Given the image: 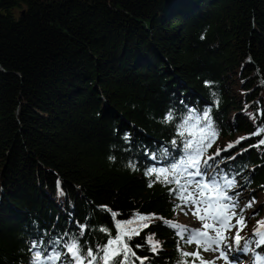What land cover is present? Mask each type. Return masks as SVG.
<instances>
[{
  "label": "trees",
  "instance_id": "16d2710c",
  "mask_svg": "<svg viewBox=\"0 0 264 264\" xmlns=\"http://www.w3.org/2000/svg\"><path fill=\"white\" fill-rule=\"evenodd\" d=\"M205 108L220 131L207 155L221 149L241 206L257 201L250 236L264 219V145L250 147L264 138L251 135L264 127V0H0V264H28L32 240L80 225L82 241L104 243L99 229L115 228L103 205L119 220L154 213L132 243L152 257L154 233L163 248L145 264H175L165 221L183 212L144 172L167 163L165 148L178 155L175 123Z\"/></svg>",
  "mask_w": 264,
  "mask_h": 264
},
{
  "label": "snow or ice",
  "instance_id": "6c2138e0",
  "mask_svg": "<svg viewBox=\"0 0 264 264\" xmlns=\"http://www.w3.org/2000/svg\"><path fill=\"white\" fill-rule=\"evenodd\" d=\"M206 85L212 82L206 81ZM213 95H215L213 93ZM250 118H255L249 113ZM175 114L170 110L164 117L165 123L176 120ZM176 137L171 140L172 147L178 150V155L170 153L167 148L162 153V158L167 161L163 166H152L145 170L146 177H154L148 181V187L155 183L172 185L168 189L169 194L179 203L174 206L179 208L184 215L191 212L196 217L195 222L200 227H192L178 222L165 221L176 230L178 236L176 251L178 257L175 264H215L216 260L224 261V264H241L240 257L236 253L251 256L252 264H264V219L257 221L258 226H253L250 236L241 235L247 227L245 209L253 208L257 202L253 197L247 204L241 206L236 197L238 192L235 177L229 178L227 173L220 169L215 157L220 155L221 149L212 155H207L208 150L220 136L219 127L216 124L211 108H205L198 113L195 109H189L188 113L179 117L175 123ZM264 132V127L258 128L251 135L259 136ZM229 143L223 151L235 147L241 140ZM264 145V138L250 147L259 148ZM247 151V149H243ZM114 160L115 157H109ZM153 159H156L153 156ZM227 159H235L234 156ZM136 170L134 164H130ZM264 187V186H262ZM102 210L110 212L114 220L115 235L111 234L108 227L99 230L108 234V238L102 244L89 246L87 241H82L85 225H80L79 236L73 234L67 240L58 238L48 241L52 245L49 248L43 239H34L29 246L30 259L28 264H145V261L153 259L162 250V243L155 238V234L146 236L145 243L152 257L138 255L135 249H141L144 245L133 244L134 237L149 228L155 214H142L137 210L126 220L116 219L120 213L112 211L108 206H100ZM188 209V211H185ZM235 220V223H233ZM208 221H211L209 223ZM235 229V235H229ZM211 233H214L211 234ZM68 235V233H65ZM196 245L192 252L186 250L189 245ZM218 252L212 261L203 257V252Z\"/></svg>",
  "mask_w": 264,
  "mask_h": 264
},
{
  "label": "rangeland",
  "instance_id": "374dc122",
  "mask_svg": "<svg viewBox=\"0 0 264 264\" xmlns=\"http://www.w3.org/2000/svg\"><path fill=\"white\" fill-rule=\"evenodd\" d=\"M185 211H188V209H185ZM196 220H197V218L192 216L191 212H189V214L187 216L184 215V213H183L177 222L180 224L189 225L192 227H200L201 225L199 222L194 223V221H196ZM208 222L211 223V221H208ZM234 222H235V220H233V223ZM211 234L214 235V233H211ZM229 235L234 236L235 235V229H233L232 232L229 233ZM202 254H203L204 259L207 261H212L215 256H218V252H212V251L203 252ZM236 255H238V254L236 253ZM238 256L240 257V259H242L241 258L242 255H238ZM243 258H245V259L241 260V264H249V263H247L248 262L247 256H244ZM215 264H224V261L217 259ZM250 264H252V262H250Z\"/></svg>",
  "mask_w": 264,
  "mask_h": 264
}]
</instances>
